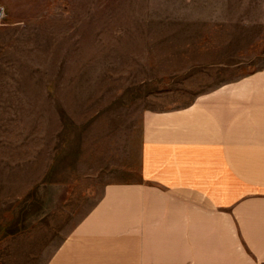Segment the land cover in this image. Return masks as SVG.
Returning a JSON list of instances; mask_svg holds the SVG:
<instances>
[{"label":"rangeland","instance_id":"obj_1","mask_svg":"<svg viewBox=\"0 0 264 264\" xmlns=\"http://www.w3.org/2000/svg\"><path fill=\"white\" fill-rule=\"evenodd\" d=\"M0 7V264H45L108 186L140 180L146 111L264 67V0Z\"/></svg>","mask_w":264,"mask_h":264},{"label":"crops","instance_id":"obj_2","mask_svg":"<svg viewBox=\"0 0 264 264\" xmlns=\"http://www.w3.org/2000/svg\"><path fill=\"white\" fill-rule=\"evenodd\" d=\"M139 174L45 264H264V67L146 111Z\"/></svg>","mask_w":264,"mask_h":264},{"label":"built area","instance_id":"obj_3","mask_svg":"<svg viewBox=\"0 0 264 264\" xmlns=\"http://www.w3.org/2000/svg\"><path fill=\"white\" fill-rule=\"evenodd\" d=\"M5 18V10L3 7H0V23Z\"/></svg>","mask_w":264,"mask_h":264}]
</instances>
